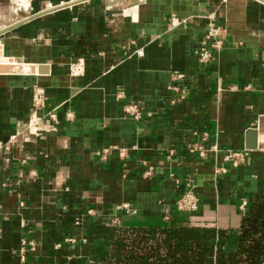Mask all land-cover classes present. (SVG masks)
I'll return each instance as SVG.
<instances>
[{"label": "crops", "instance_id": "1", "mask_svg": "<svg viewBox=\"0 0 264 264\" xmlns=\"http://www.w3.org/2000/svg\"><path fill=\"white\" fill-rule=\"evenodd\" d=\"M210 13L226 40L202 66ZM263 129L264 0H0V264H97L119 228L239 229L264 194ZM194 136L216 154L189 155ZM230 151L250 155L233 168ZM189 184L200 207L184 215Z\"/></svg>", "mask_w": 264, "mask_h": 264}, {"label": "trees", "instance_id": "2", "mask_svg": "<svg viewBox=\"0 0 264 264\" xmlns=\"http://www.w3.org/2000/svg\"><path fill=\"white\" fill-rule=\"evenodd\" d=\"M97 264H264V194L251 196L239 229H118Z\"/></svg>", "mask_w": 264, "mask_h": 264}, {"label": "built area", "instance_id": "3", "mask_svg": "<svg viewBox=\"0 0 264 264\" xmlns=\"http://www.w3.org/2000/svg\"><path fill=\"white\" fill-rule=\"evenodd\" d=\"M228 0H221V3H226ZM207 19V29L202 38H200L198 43L194 46V56L198 59L199 64L202 66H208L211 65L214 62L215 55L220 54L224 49V44L226 40V31L223 27L218 25L217 23V17L214 13H210L206 16ZM178 19L176 17L172 18V21L176 22ZM173 22V24H175ZM138 56H142L143 51L138 50L135 53ZM173 83H181L184 80L183 76L180 75H174L173 76ZM174 90H177V88L173 87ZM33 95H32V110L34 114L36 112H39L40 110H44L46 106V92L41 86H36L33 89ZM128 114L130 117L134 118L135 120H140L142 118V114L136 110V109H128ZM44 118L56 122L57 121V114L56 109L51 110L47 113H45ZM71 115L67 116V120L71 121ZM38 121L39 119L35 120L33 119L30 121L29 124V130L32 131L33 136H35L37 130H38ZM196 138V136H194ZM197 139V138H196ZM207 138L204 137L201 140L197 139L193 142H187L186 143V149L188 151V154L194 157L199 158H205L210 153L217 152L216 147L208 149L205 145ZM117 156L120 158H123L126 155V152L123 150H118ZM99 156L102 157L103 160L107 159L106 156H111L113 154V148H105L103 151L98 153ZM248 151H230L227 153L225 157V161L227 163H230L233 168H238L242 165H244L247 161ZM227 171L224 167L217 168L216 173L218 174H225ZM147 176H151V172L146 173ZM37 174L33 173L30 176L26 178H20L18 184L20 185L23 181L25 182H34L37 179ZM21 182V183H20ZM188 191L184 193V195L179 199L177 202V210L180 214H188L193 215L198 212L200 207V200L198 196L196 195L195 190H193L192 185L189 184L187 187ZM242 210L244 208L242 207ZM35 251L34 245L26 242V240H23L22 242V248L20 251L22 260H25L26 254Z\"/></svg>", "mask_w": 264, "mask_h": 264}, {"label": "water", "instance_id": "4", "mask_svg": "<svg viewBox=\"0 0 264 264\" xmlns=\"http://www.w3.org/2000/svg\"><path fill=\"white\" fill-rule=\"evenodd\" d=\"M258 136L257 130H249L247 133V149L255 150L256 149V138Z\"/></svg>", "mask_w": 264, "mask_h": 264}, {"label": "bare ground", "instance_id": "5", "mask_svg": "<svg viewBox=\"0 0 264 264\" xmlns=\"http://www.w3.org/2000/svg\"><path fill=\"white\" fill-rule=\"evenodd\" d=\"M264 130V129H263ZM262 137V142L264 141V132L262 133V135H261Z\"/></svg>", "mask_w": 264, "mask_h": 264}]
</instances>
